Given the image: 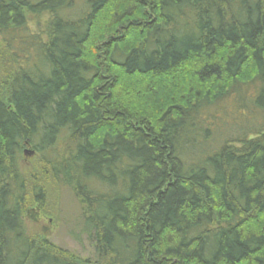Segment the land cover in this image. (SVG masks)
Listing matches in <instances>:
<instances>
[{"label": "trees", "instance_id": "trees-1", "mask_svg": "<svg viewBox=\"0 0 264 264\" xmlns=\"http://www.w3.org/2000/svg\"><path fill=\"white\" fill-rule=\"evenodd\" d=\"M0 43V264H264V0H0ZM24 144L93 258L27 233Z\"/></svg>", "mask_w": 264, "mask_h": 264}, {"label": "rangeland", "instance_id": "rangeland-1", "mask_svg": "<svg viewBox=\"0 0 264 264\" xmlns=\"http://www.w3.org/2000/svg\"><path fill=\"white\" fill-rule=\"evenodd\" d=\"M43 21L44 16L41 15L36 19H30V25L37 30ZM5 52L0 43V97L3 99L7 98L9 92L6 79L15 70L12 59H9ZM146 80L139 77L131 78V81L138 83H145ZM156 81L160 85L157 89H164L166 78L157 77L151 84H157ZM141 96L151 103L154 102V99L148 96L142 94ZM20 155V170L26 183L27 208L24 213V222L27 233L36 242L47 240L68 251L74 258L80 260L93 258V244L80 230L81 209L73 193L54 180L49 166L42 162L43 157L32 145L24 144ZM37 189L41 191L40 197H38Z\"/></svg>", "mask_w": 264, "mask_h": 264}]
</instances>
